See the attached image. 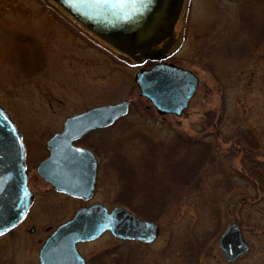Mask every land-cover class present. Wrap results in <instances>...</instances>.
Returning a JSON list of instances; mask_svg holds the SVG:
<instances>
[{"label":"rangeland","instance_id":"rangeland-1","mask_svg":"<svg viewBox=\"0 0 264 264\" xmlns=\"http://www.w3.org/2000/svg\"><path fill=\"white\" fill-rule=\"evenodd\" d=\"M56 6L0 0V104L24 135L37 191L28 225L0 238V264H39L49 232L92 203L121 205L161 232L150 244L106 232L79 244L87 264H264V0H185L165 59L200 80L182 116L141 96L135 75L151 63L120 57ZM124 100L127 115L79 143L100 163L94 196L47 189L37 166L66 118ZM233 222L250 249L230 263L219 242Z\"/></svg>","mask_w":264,"mask_h":264},{"label":"water","instance_id":"water-1","mask_svg":"<svg viewBox=\"0 0 264 264\" xmlns=\"http://www.w3.org/2000/svg\"><path fill=\"white\" fill-rule=\"evenodd\" d=\"M91 32L135 61H156L150 69L135 75L141 96L161 115L182 116L199 86L192 71L165 62L175 39L173 29L184 0H54ZM170 41L156 48L163 40ZM131 101L93 107L68 117L61 132L46 143L49 156L38 165V174L56 190L83 200L97 188L99 162L95 154L76 142L87 133L107 128L129 113ZM82 149V151H80ZM27 149L22 132L0 105V232L15 228L27 216L33 203L27 170ZM106 231L122 240L153 243L160 226L140 218L123 206L108 209L101 203L83 206L73 218L48 237L42 250V264H85L77 249L80 242L93 241ZM221 250L233 263L249 251L238 223H231L220 237Z\"/></svg>","mask_w":264,"mask_h":264},{"label":"flooded vegetation","instance_id":"flooded-vegetation-1","mask_svg":"<svg viewBox=\"0 0 264 264\" xmlns=\"http://www.w3.org/2000/svg\"><path fill=\"white\" fill-rule=\"evenodd\" d=\"M37 174H38V172H37ZM38 177L42 180V181H44L45 183H47L48 185H49V187L47 188V189H49L52 193H54V194H64V193H62V192H59V191H57L56 190V188H54V186L51 184V183H49V182H47L46 180H44L39 174H38ZM29 186H30V173H29ZM31 188V187H30ZM31 190H32V192H33V196H34V199H33V203H32V205H31V208H30V210H29V213H28V215L25 217V219L18 225V226H16L15 228H13V229H11L9 232H7L6 234H4V235H2V236H0V238H3V237H8V236H10V234H12L13 232H15L16 230H18L19 228H21L22 226H24V225H28V222H29V216H30V214H31V212H32V210L34 209V207H35V204H36V201H37V191H35V190H33L32 188H31ZM75 214V213H74ZM71 219V218H70ZM69 220V219H68ZM67 221V220H66ZM66 221H64V222H66ZM64 222H62V223H64ZM61 223V224H62ZM60 225V224H59ZM58 225V226H59ZM57 226V227H58ZM56 227V228H57ZM55 228V229H56ZM31 229V232H35V231H37V226L36 225H32V227L30 228ZM55 229H52L50 232H49V234L47 235V237L45 238V240H44V242L42 243V245L39 247V249H38V251H37V253H36V255L34 256V257H32V260L34 261L35 260V258L37 259V262L39 263V264H42V259H41V250H42V248H43V246H44V244H45V242H46V240L48 239V237L54 232V230ZM80 250V249H79ZM33 254V253H32ZM32 254H31V256H32ZM86 260H87V258H86ZM88 261V260H87ZM87 261H86V264H87Z\"/></svg>","mask_w":264,"mask_h":264},{"label":"trees","instance_id":"trees-1","mask_svg":"<svg viewBox=\"0 0 264 264\" xmlns=\"http://www.w3.org/2000/svg\"><path fill=\"white\" fill-rule=\"evenodd\" d=\"M149 63H151V62H149ZM210 156H211V153H210ZM210 156H209V158H210ZM253 168L256 169L257 167L254 166ZM124 178H125V177H124ZM184 181H185V180H183V182H184ZM186 181H188L187 185H190V186L192 187V189H194V182H192L191 179L186 180Z\"/></svg>","mask_w":264,"mask_h":264},{"label":"snow or ice","instance_id":"snow-or-ice-1","mask_svg":"<svg viewBox=\"0 0 264 264\" xmlns=\"http://www.w3.org/2000/svg\"><path fill=\"white\" fill-rule=\"evenodd\" d=\"M80 151H82V149H81ZM0 235H3V233H2V232H0Z\"/></svg>","mask_w":264,"mask_h":264}]
</instances>
